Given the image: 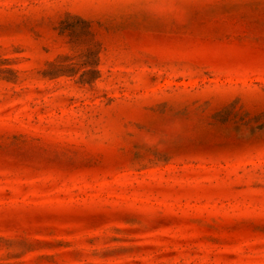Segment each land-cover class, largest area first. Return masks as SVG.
I'll use <instances>...</instances> for the list:
<instances>
[{
	"label": "rangeland",
	"instance_id": "obj_1",
	"mask_svg": "<svg viewBox=\"0 0 264 264\" xmlns=\"http://www.w3.org/2000/svg\"><path fill=\"white\" fill-rule=\"evenodd\" d=\"M0 264H264V0H0Z\"/></svg>",
	"mask_w": 264,
	"mask_h": 264
}]
</instances>
